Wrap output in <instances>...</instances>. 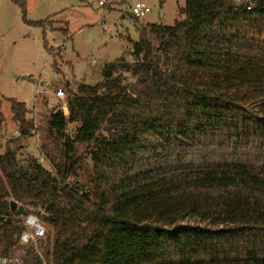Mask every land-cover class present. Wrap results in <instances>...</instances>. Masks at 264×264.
Returning a JSON list of instances; mask_svg holds the SVG:
<instances>
[{
    "label": "trees",
    "instance_id": "obj_1",
    "mask_svg": "<svg viewBox=\"0 0 264 264\" xmlns=\"http://www.w3.org/2000/svg\"><path fill=\"white\" fill-rule=\"evenodd\" d=\"M180 15L130 40L136 63L119 67L137 84L111 63L68 90L69 115L53 112L41 146L52 171L24 168L19 139L0 154V218L18 215L11 199L43 208L48 262L264 264V0H185ZM9 103L29 138L26 103ZM24 231L0 219V258ZM24 264L45 263L31 249Z\"/></svg>",
    "mask_w": 264,
    "mask_h": 264
},
{
    "label": "rangeland",
    "instance_id": "obj_2",
    "mask_svg": "<svg viewBox=\"0 0 264 264\" xmlns=\"http://www.w3.org/2000/svg\"><path fill=\"white\" fill-rule=\"evenodd\" d=\"M138 1L141 0H112L99 7L96 0H27L24 16L12 0H0V101L5 117L0 154L14 147L19 139L18 160L24 168L30 169L36 160L52 171L41 146L46 141L47 123L58 110L55 93L63 89L69 98L68 90L76 92L81 84L102 82L105 67L111 63L118 65L114 77L122 76L125 86L137 84L138 75L119 67L125 66V62L136 63L130 40L138 41L140 29L148 24L174 26L176 21L183 20L180 11L185 3V0H149L152 11L143 18H135L132 6ZM30 21H43L44 27L32 26ZM11 99L26 103L29 109L27 118L35 124L29 138L21 137L18 123L13 120ZM77 127L78 124H70L67 135L74 137ZM78 151L90 164L86 147L80 145ZM25 210L38 216L47 236L53 237L52 227L44 221L47 213L43 208L27 205ZM0 219L3 226L24 225V218L19 215H3ZM28 231L25 227L24 232ZM46 238L27 246L19 243L9 258L33 249L45 264H52L43 254Z\"/></svg>",
    "mask_w": 264,
    "mask_h": 264
},
{
    "label": "built area",
    "instance_id": "obj_3",
    "mask_svg": "<svg viewBox=\"0 0 264 264\" xmlns=\"http://www.w3.org/2000/svg\"><path fill=\"white\" fill-rule=\"evenodd\" d=\"M112 0H96L99 7H105ZM149 0H141L136 2L132 6V16L135 18H143L152 11L151 6L148 3ZM244 0H236L237 4L242 3ZM251 7H249L250 9ZM107 29L106 31H109ZM59 100V106L57 111H61L65 116L69 115L68 98L63 89L58 90L55 93ZM24 225L29 229L28 232H24L20 238V244L27 246L33 242H39L45 239L47 236V230L40 218L34 214H28L24 217ZM26 256V250H23L22 254L16 258H0V264H24V258Z\"/></svg>",
    "mask_w": 264,
    "mask_h": 264
},
{
    "label": "water",
    "instance_id": "obj_4",
    "mask_svg": "<svg viewBox=\"0 0 264 264\" xmlns=\"http://www.w3.org/2000/svg\"><path fill=\"white\" fill-rule=\"evenodd\" d=\"M10 209L12 212H16L19 216L24 217L26 215L25 207L22 205H18V203L14 200L10 202Z\"/></svg>",
    "mask_w": 264,
    "mask_h": 264
}]
</instances>
